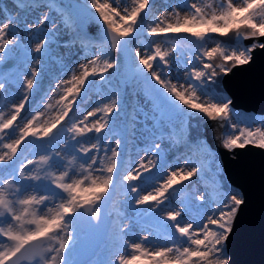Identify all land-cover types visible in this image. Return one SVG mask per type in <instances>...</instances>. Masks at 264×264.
<instances>
[{"label": "snow or ice", "instance_id": "snow-or-ice-1", "mask_svg": "<svg viewBox=\"0 0 264 264\" xmlns=\"http://www.w3.org/2000/svg\"><path fill=\"white\" fill-rule=\"evenodd\" d=\"M16 4L19 9L31 7L24 0H16ZM87 8L86 17L79 12L64 16L63 27L75 25L82 30L87 19L102 27V35L95 38L96 43H91L88 35L69 36L61 43L67 46L79 38L84 48L94 49L91 57H85V62L70 70L67 79L56 84L59 99L31 114L25 107L60 28L47 14L34 24L12 13L0 19V64L11 53L21 54V23L25 30L43 33L34 47L22 52L33 64L23 81L24 95L19 102L10 103L6 95H0L5 101L0 105V264H76L68 255L76 240L75 231L81 223L99 226L102 205L117 181L122 140L107 133L112 132L114 114L122 110L120 91L113 90L82 119L64 122L70 113L75 115L78 98L89 86L96 85L97 78L101 83H110L106 77L121 63L114 53L126 52L141 33L150 37L190 34L184 39L196 45L199 55L176 59L174 69L169 57L176 48H165L155 40L143 51V46L133 48V80L140 91H131V138L141 137L139 143L147 147L145 158L130 165L119 179L135 194L136 206L146 205L162 224L171 223L164 224L162 242L150 239V234L131 243L124 239L111 264H231L227 243L245 202L240 194L221 185L214 188L216 198L193 197L199 207L185 201L173 207L175 196L185 190L177 186L188 182L190 188L193 178L199 181L206 171L205 160L192 159L190 154L183 166L169 168L159 182L153 170L158 169L167 147L165 137H172L173 128L185 130L188 144L196 145L198 151L204 148L199 132L201 119L230 129L221 138L222 147L228 151L247 146L264 149V127L253 128L254 121L234 114L233 100L220 87L222 76L248 65L256 49L264 50V0H215V6L206 0H184L151 23L146 22L150 0H88ZM45 27L47 32H43ZM229 33L235 34L231 43L211 35ZM166 42L176 40L169 38ZM181 63L184 69L178 67ZM180 71L186 72L184 83H180ZM7 83V77L0 75V94L7 93ZM125 87L127 91L129 86ZM204 96L208 100H202ZM60 132L65 137L58 143L59 150L53 152L51 141ZM45 140L48 143L44 145L34 143ZM29 145L45 150L36 159H26L13 168ZM215 159L213 156V167L217 168ZM138 181L147 184L148 190H141ZM209 202L212 206L206 208ZM120 232L124 234L126 229L121 227Z\"/></svg>", "mask_w": 264, "mask_h": 264}, {"label": "rangeland", "instance_id": "rangeland-1", "mask_svg": "<svg viewBox=\"0 0 264 264\" xmlns=\"http://www.w3.org/2000/svg\"><path fill=\"white\" fill-rule=\"evenodd\" d=\"M65 1L66 0H24L25 4L31 3V7L19 9L17 7L16 0H0V19L4 18L8 13H12L17 15L21 21H27L34 24V22L41 16L47 14L50 20H54L56 25L60 28V31L57 33V37L53 38L51 54L46 55L42 61L41 72L37 77V85L30 94L29 103L25 107V111L29 114L35 112L37 109L43 110L42 105L54 103L56 99H59V94L57 93V89L55 87L56 84L59 83L60 80L67 79L69 77L70 70L75 68L78 63L85 62V57H91L94 50L92 47L84 48L79 38H77L73 44L67 46L62 44L61 41L67 40L69 36L82 37L84 35H88L91 39V43H96L95 38L103 33V30L100 27L91 28L93 30L87 29L88 31L86 30L85 34L78 30L75 25L71 28H64L62 24L63 17L73 15V12H71L65 5ZM73 1H78L82 6L87 8L88 0ZM183 2L184 0H150V9L147 13L146 22H153L159 15L162 14V12L170 9L171 7L182 5ZM206 2L215 6V0H206ZM184 14L183 9H181V15ZM20 28L21 45L18 52L21 54L11 53L9 54L6 62L4 64H0V75H3L8 79V83L6 84L7 93L0 95H6L9 103L19 102L21 97L24 95L23 81L33 66V64L22 54V52L27 47H34L39 36L43 34L25 30L23 23H21ZM47 31L48 27H45L43 32ZM211 35L225 43H231L235 40L234 33H229L228 36H219L218 34ZM187 36H190V34L180 33L168 34L167 36L162 37H150L141 33L140 36L129 45L135 75L136 70L133 57L134 47L143 46V51L146 48H149L152 45V41L155 40L162 43L165 48H176L177 51L172 53V56L169 57L170 61L173 62L175 69L176 59L186 60L195 55H199V52L196 51V45L189 44L185 41L184 37ZM169 38L175 39L176 43H167L166 41ZM192 39L194 40L195 38ZM85 43L88 42L85 41ZM243 43H245V41ZM250 43H252V41ZM210 46L215 45L212 44ZM178 67L180 69H184V64L181 63ZM110 73L111 74L106 77L107 81L110 83H101L97 78L96 85L89 86L87 90L82 93V96L78 98V102L74 108L75 115L70 113L69 118H66L64 122L67 124L71 119H82L83 115L87 111L99 106L103 100L112 94L113 90L118 89L120 91L122 110L118 114H114L112 132L107 133L109 136L119 137L122 140V147L120 149L122 156L120 157V166L117 173L115 193L112 196L108 208V216L111 218V224L108 229L105 243L100 247V251L95 261H92L93 263L89 264H111V262L115 260L117 251L123 247L122 241L124 239H127L129 243H131L136 241L138 237L150 234V239L159 238L162 242L163 234L165 232L164 224L169 223L168 221H164L162 224L159 220H157L155 214L146 210V205L136 206L134 204L135 194L129 192L126 183H120V174L128 170L130 165H137L139 159L145 158L143 153L147 145L139 143V140L142 139L141 137H137L136 140L131 138V121L129 120V116L131 115L129 107L133 105L131 91L134 89L139 92L140 88L136 86L133 79L125 82L116 79V69L110 70ZM173 74H176L175 71ZM179 75L181 77L180 83H184L183 77L186 75V72L180 71ZM221 81L222 77L220 78V87L223 89ZM126 85L129 86L127 91L125 87ZM202 100L206 101L208 100V97L204 96L202 97ZM4 103L5 101L0 99V105H3ZM233 113L239 114V116L245 121H254L255 123L252 124L253 128L264 127V124H261V121H264V116L256 115L254 113H245L234 109ZM205 121L207 120L201 119L199 121V129L202 134V139L205 141L204 148L200 151L197 150L196 145H189L186 143V131L183 129L173 128L172 137H165V144L167 147L164 149L162 158L158 162V169L153 170V175L157 177V182H159V178L163 177L169 168L174 169L178 165L183 166L184 158L190 154L192 159L200 158L205 160L206 171L201 175L199 181H196V178H193V181L195 182L191 184L190 188L187 187L188 182H185L182 186H177L178 188L184 187L185 190L179 192V195L175 196V204L172 205L173 207H178L181 201H185L186 203L190 202L193 207H199V203L193 200V197L196 195H205L206 198L209 196L216 198L214 188L221 185L224 186V183L229 190L233 193L238 192L241 196L239 190L234 189L233 186L228 184L220 154L209 144L207 137L204 135L203 123ZM53 131L55 132L56 130L54 129ZM229 131L230 129L224 127L221 132V138ZM101 135L103 137L104 134ZM63 137H65V133L60 132L56 138L51 141L53 152L59 150L58 143ZM34 143L37 145H44L48 142L45 140L35 141ZM44 150L45 149L43 147L38 146L33 148L31 145L27 148H23V151L13 168L17 167L21 161H26V159H36L37 156ZM69 151L71 150L69 149ZM205 153H208V155L205 156ZM213 156L216 158L215 163L218 170L213 167ZM136 183L139 185L141 190H148L147 184L141 181ZM209 206H212L210 202L206 205V208ZM143 223H146L148 226ZM121 227L126 229V233L122 234L120 232ZM84 233L85 231L82 228L77 227L75 231L76 239L79 234L83 235ZM153 242H155L154 239ZM121 254L125 253L122 252ZM68 255L73 261H75L76 254L73 247Z\"/></svg>", "mask_w": 264, "mask_h": 264}, {"label": "water", "instance_id": "water-1", "mask_svg": "<svg viewBox=\"0 0 264 264\" xmlns=\"http://www.w3.org/2000/svg\"><path fill=\"white\" fill-rule=\"evenodd\" d=\"M65 5L73 14L79 12L82 17L87 16L88 9L81 3L66 0ZM93 27L99 26L85 19L80 31L85 34ZM250 42L245 41V44ZM114 55L121 61L116 68L117 78L122 82L132 80L135 73L130 48ZM221 82L226 95L233 100L234 110L264 116V50L256 49L248 65L233 69L222 76ZM203 126L209 144L220 154L228 184L239 190L245 201L234 220L233 232L227 243L231 264H264V149L247 146L228 151L221 144L223 128L211 120L205 121ZM114 193L115 187L102 205L98 227L79 224L85 233L79 234L73 245L76 264L92 261L104 243L111 224L108 208Z\"/></svg>", "mask_w": 264, "mask_h": 264}, {"label": "trees", "instance_id": "trees-1", "mask_svg": "<svg viewBox=\"0 0 264 264\" xmlns=\"http://www.w3.org/2000/svg\"><path fill=\"white\" fill-rule=\"evenodd\" d=\"M184 43H186V42H184ZM226 43H228V42H226ZM117 79V78H116ZM193 123H195V121H193ZM199 132H200V129H199ZM201 133V132H200ZM185 136H186V139H187V142L186 143H188V135H187V132L185 133ZM225 182V181H224ZM224 186H225V183H224Z\"/></svg>", "mask_w": 264, "mask_h": 264}, {"label": "bare ground", "instance_id": "bare-ground-1", "mask_svg": "<svg viewBox=\"0 0 264 264\" xmlns=\"http://www.w3.org/2000/svg\"><path fill=\"white\" fill-rule=\"evenodd\" d=\"M144 225L148 226L146 223H143Z\"/></svg>", "mask_w": 264, "mask_h": 264}]
</instances>
